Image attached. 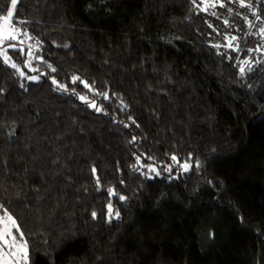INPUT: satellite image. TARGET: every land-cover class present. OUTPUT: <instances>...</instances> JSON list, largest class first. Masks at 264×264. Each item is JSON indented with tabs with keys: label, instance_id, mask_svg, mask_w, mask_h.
<instances>
[{
	"label": "trees",
	"instance_id": "trees-1",
	"mask_svg": "<svg viewBox=\"0 0 264 264\" xmlns=\"http://www.w3.org/2000/svg\"><path fill=\"white\" fill-rule=\"evenodd\" d=\"M243 4L235 58L194 0H18L0 205L28 264H264V0Z\"/></svg>",
	"mask_w": 264,
	"mask_h": 264
},
{
	"label": "rangeland",
	"instance_id": "rangeland-1",
	"mask_svg": "<svg viewBox=\"0 0 264 264\" xmlns=\"http://www.w3.org/2000/svg\"><path fill=\"white\" fill-rule=\"evenodd\" d=\"M195 2L196 6L201 11H203V13L209 16L211 24V32L209 36L212 41H216V45L214 46L218 53L223 56H234L237 58L240 55L238 49L240 47L243 35L246 33L249 27L251 29L254 27V22L251 15L252 10L245 6H241V3H238L235 0H195ZM261 30L260 52L264 54V33H262ZM20 34L21 30L18 31L17 35ZM233 37H235V39H232ZM9 43L12 42L5 41L3 45H0V48L6 49V54L8 57V49L10 48L8 47ZM229 43H231L233 46L229 47ZM0 57L3 58L2 55H0ZM9 63L12 64V62ZM241 65L246 68L250 66V63L247 60H244L241 61ZM26 66L29 70H33L30 64L28 65L26 63ZM149 169L152 168L150 167ZM3 213L4 209L0 208V215H3ZM9 251L10 250L8 248H3V250L0 251V256L3 257V260H7L8 264H25V262L20 260L19 257L13 258L11 256L4 255V253ZM3 260H0V264H3Z\"/></svg>",
	"mask_w": 264,
	"mask_h": 264
},
{
	"label": "snow or ice",
	"instance_id": "snow-or-ice-1",
	"mask_svg": "<svg viewBox=\"0 0 264 264\" xmlns=\"http://www.w3.org/2000/svg\"><path fill=\"white\" fill-rule=\"evenodd\" d=\"M17 3L18 0H10V7L7 9L6 15H0V45H3L5 41H15L18 39L17 33L19 30L15 27L14 23V10L17 9ZM241 6H245L243 0H241ZM261 31L264 33V29ZM232 39H235V37ZM20 43H23V41H20ZM228 46L232 47L233 45L229 43ZM8 47L15 49L17 45L9 43ZM0 55L3 56L5 63L10 62V58L6 54V49L0 48ZM11 67L16 68L17 66L15 63H12ZM243 71L244 69L241 68V73H243ZM21 75H23V73H21ZM30 79L37 78L31 77ZM175 159L176 158L173 157V160ZM183 167L187 170L188 165L185 164ZM93 172H95V169H93ZM120 199L123 200L125 197L121 196ZM2 207L3 205H0V208ZM109 212L111 214V205H109ZM116 215L119 214L116 213ZM92 217H96L95 212L92 213ZM3 248H8L10 250L4 253V255L13 258L19 257L20 260L27 264L29 255L27 241L24 239V233L20 230L17 220L9 214L7 210H4L3 215H0V251H2ZM0 260H3L2 256H0ZM3 264H8V261L3 260Z\"/></svg>",
	"mask_w": 264,
	"mask_h": 264
}]
</instances>
